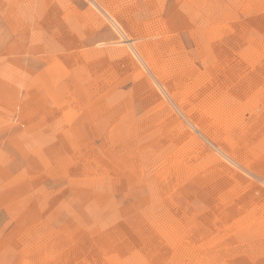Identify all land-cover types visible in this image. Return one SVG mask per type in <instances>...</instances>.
I'll use <instances>...</instances> for the list:
<instances>
[{
    "label": "rangeland",
    "instance_id": "1",
    "mask_svg": "<svg viewBox=\"0 0 264 264\" xmlns=\"http://www.w3.org/2000/svg\"><path fill=\"white\" fill-rule=\"evenodd\" d=\"M35 1L0 0V264H264V0H97L153 74L90 0Z\"/></svg>",
    "mask_w": 264,
    "mask_h": 264
},
{
    "label": "bare ground",
    "instance_id": "2",
    "mask_svg": "<svg viewBox=\"0 0 264 264\" xmlns=\"http://www.w3.org/2000/svg\"><path fill=\"white\" fill-rule=\"evenodd\" d=\"M40 2H42V7L39 8L40 6L37 7V10L38 11H42V9L45 8L46 3L45 1L43 0H38ZM36 3L35 4H39L37 2V0L35 1ZM50 2V1H49ZM90 3L92 4V6L94 8H96V10L100 11L101 14H103L105 16V19H108V22H109V25L112 26V28H114V30L116 31L117 35L120 37V39L118 40V43L122 46V47H119V48H115L113 49L115 53H117V55H120V56H125V57H132L133 60H137L136 62H138V67L139 68H144L145 70L151 72L152 74L153 73H156V69L154 68V65L149 57V54H148V51L147 49L145 48V46L142 44L143 42L140 41V39L137 37H131L130 34H128V29L126 28L125 25H122V23H120V21L118 19H116L115 17H113L110 13V11L108 9H104L105 7L104 6H101L97 0H90ZM127 6V5H126ZM47 9V8H46ZM49 9V7H48ZM47 9V11H48ZM52 10V9H51ZM52 12V11H51ZM63 12V11H62ZM130 12V11H129ZM57 13V12H56ZM125 15V14H124ZM61 16V15H60ZM56 21V20H55ZM48 22V21H47ZM141 22V21H140ZM46 23V22H45ZM137 27V26H136ZM132 30V29H131ZM146 36V35H145ZM139 37V36H138ZM141 37V35H140ZM142 40V39H141ZM60 42V41H59ZM142 42V43H141ZM111 44V43H110ZM145 44V43H144ZM113 45V44H112ZM151 45V44H150ZM153 46V45H152ZM156 47V46H155ZM51 48V47H50ZM109 49V48H108ZM152 50V49H151ZM261 51V50H260ZM39 53V52H38ZM114 53V54H115ZM33 55V54H32ZM156 63V62H155ZM159 70V69H158ZM157 70V71H158ZM35 71V70H34ZM160 72V70H159ZM151 73H149L151 75ZM7 75V74H6ZM3 76V75H2ZM152 78V77H151ZM157 84V83H156ZM139 85V84H138ZM146 85V84H145ZM159 86V83L157 84ZM143 86V85H142ZM160 90L164 93V95H166L167 97L171 98V102L174 104V106L176 107L177 109V113L174 112L176 109H171L173 111H171L173 113V117L176 118L177 120L180 119V115H182L190 124V126H192L194 129H197L199 130L201 133H206L210 138H212V140H214L218 145L217 147L215 148L216 149V153H212V155L214 156V158H216L217 160H219V164H216V165H219L222 170L224 171L223 173H225V171H227L226 169L228 168H231L232 166L227 162V161H224V160H228L230 163H232L233 165L235 164L236 166H242V165H246L248 166V168L251 169V163H249L248 161H246V159L242 158L240 156L241 153L237 154L235 153L234 151L232 152L228 147H226L222 142L216 140V138H214V132L213 134H211L209 131L210 129L208 127H206L205 124H202V122H197L194 121L195 119L190 116V114L186 113V106L185 107H180L182 104L180 103L179 100H175L173 102L171 95H170V92L169 90H167V88L160 82V86H159ZM140 88V87H139ZM156 88V87H155ZM32 90V89H31ZM146 90V89H145ZM29 91V90H28ZM32 94V93H31ZM164 99V98H163ZM169 100V99H168ZM162 101V100H161ZM163 103V102H162ZM157 104V103H156ZM166 106V105H165ZM171 106V105H170ZM170 106H168L170 108ZM154 107V106H153ZM157 107V106H156ZM173 107V106H171ZM162 108H166V107H162ZM188 109V108H187ZM167 110V108H166ZM197 110V109H196ZM188 111V110H187ZM192 111V110H191ZM5 113V112H4ZM165 113V112H164ZM223 113V112H222ZM101 122V121H100ZM159 123V122H158ZM173 125V124H172ZM184 126V125H183ZM182 126V127H183ZM154 128V127H153ZM209 129V131H208ZM176 135V134H175ZM207 138V137H206ZM196 140V139H194ZM211 141V140H210ZM210 143V142H209ZM225 143V142H224ZM215 144V143H214ZM261 144V143H260ZM213 146V145H212ZM197 147V146H196ZM215 147V146H214ZM236 151V150H235ZM223 157V158H220ZM243 156V155H242ZM249 160V159H248ZM216 162V163H217ZM154 163V162H153ZM215 167V166H214ZM244 167V166H243ZM171 168V167H170ZM233 168V167H232ZM247 169V168H246ZM234 170V169H232ZM219 171V170H218ZM221 171V170H220ZM238 171V170H237ZM249 171V170H248ZM228 172V171H227ZM231 172V171H230ZM233 172V171H232ZM260 174L264 176V168L260 169L259 170ZM236 173V172H235ZM234 173V174H235ZM252 173V172H251ZM258 173V172H257ZM237 174V173H236ZM235 174V175H236ZM226 175V174H225ZM221 176V175H220ZM228 176V175H227ZM238 176V175H237ZM230 177V176H229ZM232 177V176H231ZM242 177V176H241ZM240 177V179H241ZM227 178V177H226ZM243 178V177H242ZM244 179V178H243ZM241 179V180H243ZM247 179V178H246ZM261 179H264V178H261ZM232 181V180H231ZM234 182V181H233ZM246 182V181H245ZM225 184V183H224ZM237 184V183H236ZM239 184V183H238ZM237 184V185H238ZM242 185V184H241ZM239 186V185H238ZM249 186V185H248ZM240 187V186H239ZM251 187V185H250ZM259 186H257L258 188ZM241 188V187H240ZM254 189V188H253ZM263 189V188H262ZM242 190V189H241ZM257 190V189H256ZM255 190H253L254 192ZM262 193H264L263 190H260ZM249 194V193H247ZM233 195V194H232ZM242 195V194H241ZM240 196V195H239ZM238 196V197H239ZM255 196V195H253ZM257 196V195H256ZM261 196V195H260ZM249 197V196H248ZM251 198V197H250ZM263 199V198H262ZM240 200V199H238ZM235 201V200H234ZM254 201V200H252ZM262 201V200H261ZM260 201V202H261ZM237 202V201H236ZM239 202V201H238ZM251 202V201H250ZM223 203V202H222ZM249 203V202H248ZM252 203V202H251ZM258 204V203H257ZM249 205V204H247ZM253 205V204H252ZM258 206V205H257ZM246 208V207H245ZM232 211V210H231ZM260 211V210H259ZM13 213V212H12ZM261 213V212H260ZM263 213V212H262ZM262 215V214H261ZM264 217V216H263ZM147 218V217H146ZM182 218V217H181ZM245 218V217H244ZM250 221V220H248ZM262 221V220H261ZM251 224V223H250ZM147 225V224H146ZM163 226V225H162ZM213 228V227H212ZM158 231V230H157ZM101 234V233H100ZM170 239V238H169ZM55 240V239H54ZM12 242V241H11ZM103 242V241H102ZM107 243V242H106ZM151 243V242H150ZM108 244V243H107ZM140 247V246H139ZM147 247V246H146ZM111 248V247H110ZM143 248V247H142ZM147 250V249H146ZM37 252V251H36ZM48 252V251H47ZM101 252V251H100ZM123 252V251H122ZM78 253V252H77ZM116 253V252H115ZM112 254V253H111ZM110 255V254H109ZM36 256V255H35ZM34 256V257H35ZM180 256V255H179ZM111 257V256H110ZM149 257V256H148ZM40 258V257H39ZM106 258V257H105ZM119 259V258H118ZM40 261V260H39ZM43 261V260H42ZM69 263V262H68Z\"/></svg>",
    "mask_w": 264,
    "mask_h": 264
}]
</instances>
